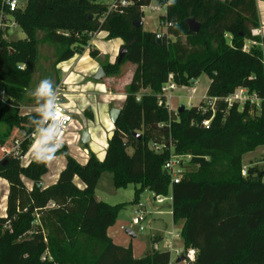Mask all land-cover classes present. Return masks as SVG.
<instances>
[{"label": "trees", "instance_id": "obj_1", "mask_svg": "<svg viewBox=\"0 0 264 264\" xmlns=\"http://www.w3.org/2000/svg\"><path fill=\"white\" fill-rule=\"evenodd\" d=\"M128 1L133 3L110 9L99 0H28L11 11L0 0V11L27 35L0 37V123L6 126L0 132V177L8 182L0 264H171L169 250L152 248L135 257L131 244L109 236L126 203L98 200L95 188L104 171L113 174L116 188L138 185L135 204L145 189L172 196L173 221L183 222L180 238L185 249H196L194 264H264V166H248L243 174V156L264 146V37L252 33L260 27L257 0H159L167 4L161 44L157 32L133 24L143 21V7L152 0ZM190 18L199 22L198 32L190 31ZM101 31L108 39L121 38L125 47L121 59L101 61L108 75L125 62L136 64L121 114L103 160L89 151L80 163L61 146L54 156L65 155L66 164L57 181L45 186L49 161L24 165L14 154L16 141L20 155L28 152L38 117V110L21 114L38 46L55 45L56 63L87 49L97 59L91 41ZM247 40L256 44L245 49ZM203 74L210 78L207 102L171 109L162 96L169 76L176 85L193 87ZM238 87L256 94L259 105L228 106L225 98ZM86 113L93 117L89 108ZM172 154L188 156L178 183L164 173Z\"/></svg>", "mask_w": 264, "mask_h": 264}, {"label": "rangeland", "instance_id": "obj_2", "mask_svg": "<svg viewBox=\"0 0 264 264\" xmlns=\"http://www.w3.org/2000/svg\"><path fill=\"white\" fill-rule=\"evenodd\" d=\"M28 0H20L21 8H25ZM115 0H99L100 3L106 4L111 6L114 3ZM155 7V8H153ZM144 11V18H143V30L145 31H153L157 33H161L165 31L166 25L163 19H161V15H164L166 13L165 7L159 2V0H152L149 6H146L143 8ZM4 17V18H3ZM12 16L4 13L3 11H0V37H3L7 40H13V39H23L26 38V32L23 30V28L15 23H12ZM255 30V29H254ZM254 30L252 33L254 34ZM42 33H39V37H42ZM97 34L94 35L93 40L91 41V45L99 50V58L96 59V61L101 64L102 62H109L114 63L119 50L112 51L111 53L102 54L101 50L97 47L95 44V41L99 40L100 36H97ZM124 42V41H123ZM252 45V42L250 40L246 41V46L250 47ZM124 46V44H123ZM86 51H89L87 49ZM85 51V52H86ZM85 52L82 54H78V58L80 55H84ZM87 53V52H86ZM89 54V53H88ZM57 58V48L55 45L48 43V42H41L38 46V61L37 65L33 74V79L31 82L30 87L26 91L25 98L23 100V104L21 106V114L32 112L38 110V104L36 99L31 95V92L37 87V85L40 83L41 80L47 78L53 81L54 85L62 84L67 92V99L72 102H75L77 105V109L73 110V113L75 116L80 118V123L83 125V127H87L90 129V131L95 134L92 136V140L87 144L83 145L79 141L73 143L70 147H68L69 153H71L72 156H74L78 161L82 160L85 156L84 147L87 146L88 149H90L93 153L96 154V156L99 158L100 155L103 154L104 150V144L107 142L108 138V130L106 123L103 122L102 114H98L97 117L90 118L88 114L86 113V107L82 108V104L85 103L86 100H84V97L77 96L74 93L71 94L73 88L76 89L77 85H80L79 82L74 81V76L72 77V84L69 85L66 82L67 74L63 71V68H61L60 63H56ZM77 62V60H75ZM71 63V62H70ZM75 65H73L72 70L77 72L75 69ZM136 68V64L125 62L121 65L119 70L115 72L114 74L108 75L106 73V76L103 77L99 83H102L105 85V89L107 91L106 101H109L110 107H121L124 101V92L126 89V86L130 83L134 70ZM78 73V72H77ZM93 74L89 75V79L92 77ZM78 77V76H77ZM76 77V79H77ZM84 81V79L82 80ZM88 81V80H87ZM210 83V78L208 75L203 74L200 76L196 82L194 83L193 87L189 86H181L177 85V88L173 91H171V95L173 98L170 100L166 99L167 104L170 107L169 101L173 102L174 109L177 111V108L184 104L186 107L194 106V105H200L202 102H207L208 98L206 95L208 85ZM91 91V90H90ZM144 92H150V89H143L141 93ZM94 95H90L88 93V89L84 91L85 98L88 100H95L97 101L98 105L101 104L100 100H102V97H99L101 91L93 89ZM83 98V100H82ZM114 98V100H112ZM43 103V102H40ZM92 105L95 107V103H92ZM88 105V106H92ZM92 108V107H91ZM91 108H89L91 110ZM92 111V110H91ZM6 126L0 123V132L3 133ZM22 133V131H21ZM39 136H35L33 139L30 148L28 152L25 154V157L22 159V163L26 165L31 160H33V149L38 147L39 143L35 144L36 141H38ZM11 145V142L8 144ZM61 147V146H59ZM257 161L260 162V165L264 164V151L261 152L260 150L256 152ZM180 160H183L184 164L187 163L188 156L186 155H180ZM80 162V161H79ZM66 163V157L65 155H56L53 159L49 160L48 162V171L46 174L42 177V183L44 185L51 184L57 181L59 177V173L61 171V168ZM26 184L29 188L32 187V182L25 179ZM29 185H28V183ZM78 184L81 185V181L79 178H77ZM8 185L3 186V184L0 182V201L2 203L3 196L6 193L5 190H8ZM138 185H135L133 183L127 185L124 188H116L114 186L113 182V174L110 171H104L95 188V195L102 200H104L107 203L110 204H119V203H126L125 208H123L119 214L118 217L111 227H119L121 223H129L131 227L132 219L136 215V204L133 203L134 195H135V189ZM6 188V189H5ZM139 202L145 204L146 211H153V210H165L168 209L166 204L160 205L157 209H155V200L153 192L149 189H145L143 192H141L139 196ZM170 202V201H168ZM2 207L0 208V214L2 213ZM154 216V217H153ZM157 219V220H156ZM133 231L136 234V237L130 238L131 241H135L136 239L138 241H142L146 245L149 246V248L152 249V239L155 237V235H159L163 237V240H159L157 248L158 250H169L171 252L172 261L175 262L177 259L176 256V249H183V241L181 238H176L174 247L171 250L167 246V239L170 237L168 233L170 231L178 232L180 231V225L179 223L174 224V221L172 219L171 214H149L146 221H145V227L146 229L141 231L136 226H132ZM122 233V232H121ZM124 238L125 232L122 233ZM131 244V243H130ZM128 244V245H130ZM127 245V246H128Z\"/></svg>", "mask_w": 264, "mask_h": 264}, {"label": "crops", "instance_id": "obj_3", "mask_svg": "<svg viewBox=\"0 0 264 264\" xmlns=\"http://www.w3.org/2000/svg\"><path fill=\"white\" fill-rule=\"evenodd\" d=\"M257 5H258V12H259V17H260V27L257 28V29H255V30H257V32H258L259 35H261V36L264 37V0H257ZM97 36H100V38H99V40L95 41V44L101 50L102 54L111 53L112 51H116L117 52L118 50H120V48L124 44V42H123V40L121 38L108 39L107 38V32L106 31L99 32ZM86 52H85L84 55H80L79 56V59H77L78 58V54H75L69 60L62 61L60 63V66H61V68H63V71L67 74V78H66V82L65 83H68L69 85H71L72 82H73L71 80L73 76H74V81L76 80L75 82H79L80 85H77L76 86V89L73 88L72 92H70V93L71 94L74 93L77 96L79 95V96L84 97V100H86V101H85L84 104H82L81 107L82 108H84L85 106H87L86 108H91L92 107L91 108V110H92L91 112H92V116L93 117H97L98 114H102L103 122L106 123L107 130H108V138H107V142H105V144H104L103 154L99 156V159L100 160H103L105 158V155H106V149H107V145H108V139L111 137L112 131L114 129V124L111 121L110 116H109V112H110L111 108H113V107H110V103H109L110 100L109 101H106L107 99H105L106 98V95L105 94L107 93V91L105 89V85L102 84V83H99L100 80L99 81H96V80L93 79V76L96 74L98 68L100 66H102V65L99 64L96 61L95 58H93V57L90 56L89 51H86ZM75 60H77V62ZM73 65H75V68L74 69L78 73L75 72L74 70H72ZM90 74H93V75L89 79V75ZM76 77H77V79H76ZM83 79H84V81H82ZM86 89H88V93L90 95H94L93 89L98 90L99 92L101 91V93L99 95V97H102V100H100L101 104L98 105L99 102L97 103L96 100H95V102H93V100H89V99L87 100L85 98V95H84V91ZM82 100H83V98H82ZM112 100H114V98ZM124 100H125V96H124ZM69 102H70V106L73 109H77V105L75 104V102H72L71 100ZM92 103H95V107H97V108H94V106L92 105ZM123 103H124V101H123ZM89 104L92 105V106L91 107L88 106ZM169 104H170V108L173 109V110H175L174 109L173 102H170L169 101ZM122 106H123V104H122ZM27 113H29V112H27ZM23 114H26V113H23ZM75 118H76V120L78 122L80 121V118H78L77 116H75ZM75 126L76 125H74V126L71 127V132L75 131V129H76ZM85 129L88 130V132L90 133V141H91L92 140V136H94L95 134H93L90 131L89 128L83 127V130H85ZM82 131L80 132L79 142L81 140V133H82ZM69 135H70V137L73 136L72 133H70ZM75 142H77V140L76 141L75 140L73 141V143H75ZM87 144H85V145H87ZM259 150L261 152H263L264 151V146H260V147L256 148L254 151L248 152V153H246L243 156L244 170L248 166H253V165H258L260 167L261 166L262 167L264 166V164L263 165H260V162L257 161L258 158L256 156V152L259 151ZM84 151H85V156H84V158L82 160H79L80 163H85L87 161L88 156H89V151H91V150L88 149V148H86V147H84ZM33 160H35V159H33ZM64 166L61 168V170L64 168ZM77 178L78 177L75 178V182L78 184ZM0 182L3 184V186H6V184L8 185V182L5 179L1 178V177H0ZM51 184H53V183H51ZM28 185H29V183H28ZM48 185H50V184H46L45 186H48ZM78 185L83 187V184L82 183H81V185L80 184H78ZM5 191L8 194V190H5ZM7 194H5L3 196L2 203L0 201V208L2 207V211H1L2 213L0 214V216H5V214H6V199H7ZM165 204H166L165 207L169 208V210L168 209H165V210H153L152 212L149 211L148 212V215L149 214H153V212H154V214H168L169 213V214L172 215L171 203L168 202V201H166ZM160 205H162V204H157L155 202V205H154L155 206V209H157ZM172 219H173V215H172ZM123 224H125V223H121L119 225V227H117V226L116 227H110L108 229L109 236L112 237L113 240L116 243L121 244L123 246H127L128 244L131 243L132 248H133L134 256L135 257H141V256H143L151 248H149V246L146 245L145 243H143L142 241H138L137 239L134 242L133 241L130 242V240H131L130 238H132V237L129 234H127L125 231H123L121 229V225H123ZM174 224H176V223H174ZM179 225H180V230H181V228L183 226V222H179ZM121 232L122 233L125 232V236H126L125 238H124V236H123V234ZM178 232H180V231H178ZM160 237L161 236H159V235H155V237L152 239V242H151L152 243V246H153L152 248L158 249L157 248V245H158L159 240L156 241V242H154V239L155 238L160 239ZM176 238H180V237L173 238V244L175 243V239ZM160 240H163V237H161Z\"/></svg>", "mask_w": 264, "mask_h": 264}, {"label": "built area", "instance_id": "obj_4", "mask_svg": "<svg viewBox=\"0 0 264 264\" xmlns=\"http://www.w3.org/2000/svg\"><path fill=\"white\" fill-rule=\"evenodd\" d=\"M5 4L10 8L11 11L17 9L18 7H21L20 0H4ZM130 2L128 0H120L119 4H117L115 1L110 6V9H115L119 5H128ZM150 5V4H149ZM148 5V6H149ZM163 7H165L167 4L163 3ZM144 8V7H143ZM155 8V7H153ZM12 23L15 22L13 21ZM167 26V24L165 23ZM166 31V29H165ZM165 31L161 32L163 34ZM254 35H258L257 30H254ZM252 44H256L255 41H251ZM245 49H248L245 45ZM55 91H56V97H57V106L55 109V116L52 120L48 121L46 124H43L44 127H57V140L60 143V146H70L73 141L80 139V132L83 130V125L78 122L75 118V114L73 113V108L70 106V102L67 99V92L63 85L60 83L58 85H55ZM177 88L176 83L173 81V76L170 75L167 83L162 87V96L166 99L170 100L172 98L171 91L175 90ZM225 101L227 102L228 106H232L235 103L244 104L247 101L259 105L261 99L254 93H250L247 88L245 87H238L235 89V91L227 96L225 98ZM209 120L203 121V125H209ZM75 126V131L71 132V127ZM70 133H72L73 136L70 137ZM35 136H39V134L36 132V128L33 130L31 134V140L35 138ZM39 143L38 141L35 142V144ZM19 145L20 142L16 141V146L14 147V154L16 156H19L21 159L24 158V156L20 155L19 152ZM158 148V147H157ZM183 160H180V155L172 154L169 160L165 163L164 169L167 170L170 175L173 183H178L181 179L182 172H183ZM243 173H246V170H243ZM154 200L157 204H164L166 201H170L172 206V196L168 195H157L154 196ZM50 206H54L53 203L50 204ZM148 217V212L146 211L145 204L141 202L136 203V215L132 219L131 227L130 224H123L121 225V229L126 232L127 229L133 230L132 226H136L139 228V230L143 231L146 229L145 227V221ZM170 237L167 239V246L172 250L174 247L173 244V238L180 237V232H173L170 231L168 233ZM176 256L177 259L180 255H184V259L181 262H177V259L175 262L172 261L171 264H194L195 257H196V249L195 248H188V249H176Z\"/></svg>", "mask_w": 264, "mask_h": 264}, {"label": "clouds", "instance_id": "obj_5", "mask_svg": "<svg viewBox=\"0 0 264 264\" xmlns=\"http://www.w3.org/2000/svg\"><path fill=\"white\" fill-rule=\"evenodd\" d=\"M169 4H174L175 0H168ZM56 86L50 79H43L31 92L38 104V117L32 120L36 132L39 134V145L33 149V158L37 162H46L54 158L60 143L57 140V127H44L48 121L55 116L57 106ZM43 102V103H40Z\"/></svg>", "mask_w": 264, "mask_h": 264}, {"label": "water", "instance_id": "obj_6", "mask_svg": "<svg viewBox=\"0 0 264 264\" xmlns=\"http://www.w3.org/2000/svg\"><path fill=\"white\" fill-rule=\"evenodd\" d=\"M187 25L189 26V29L191 32H198L199 29H200V24L199 22L195 19V18H190L186 21ZM134 26L135 27H140L143 25V21L142 20H134L133 22ZM156 39H157V42L159 44L162 43V34L161 33H158L156 35ZM125 53V47L122 46L119 50V53H118V58L121 59L123 57ZM106 76V71L104 69L103 66H100L96 72V74L93 76V79L96 80V81H99L101 80L103 77ZM186 108V106L184 104L180 105L178 108H177V112H181L183 111L184 109ZM121 110H122V107H113L111 108L110 112H109V116H110V119L111 121L113 122V124H115L121 114ZM90 141V133L88 132V130H83L82 133H81V144L85 145L87 144L88 142ZM165 174H168V171L165 170L164 171ZM98 200H101L99 197H98ZM126 233L129 234L131 237H135L136 234L133 230L131 229H127L126 230ZM184 259V255H180L177 259V262H181L182 260Z\"/></svg>", "mask_w": 264, "mask_h": 264}]
</instances>
